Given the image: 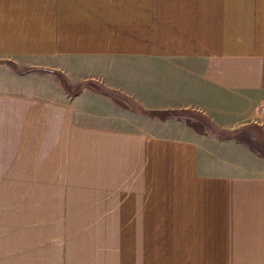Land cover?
Instances as JSON below:
<instances>
[{"label": "crops", "instance_id": "crops-1", "mask_svg": "<svg viewBox=\"0 0 264 264\" xmlns=\"http://www.w3.org/2000/svg\"><path fill=\"white\" fill-rule=\"evenodd\" d=\"M1 60L157 114L140 113L148 132L75 122L73 101L18 109L1 138L19 215L2 219L0 264L264 258V0H0ZM27 86L0 97L30 100Z\"/></svg>", "mask_w": 264, "mask_h": 264}, {"label": "rangeland", "instance_id": "rangeland-1", "mask_svg": "<svg viewBox=\"0 0 264 264\" xmlns=\"http://www.w3.org/2000/svg\"><path fill=\"white\" fill-rule=\"evenodd\" d=\"M0 62H4L1 60ZM6 66H1L0 68V93L7 92L9 95L13 93H21L23 90L18 89L17 87L22 83H26L28 86L26 88V95L29 96L30 100H20L14 99L12 97L1 98L0 97V128L4 127V131H0V230L2 229V219L4 218H18V196L4 195L5 180L13 170V162H11L12 157L9 153V149L4 147L5 141L3 139L13 140V133L9 129L12 128L10 124H17L24 121V116L19 113V110L22 106H43L44 103L48 104L49 102H54L58 104H64L69 101H73L72 106L76 107V110L79 111V114L75 115V122L80 123H95L103 126H116L124 129L130 130H140L148 131L156 130L155 123L153 119L141 115L138 113L136 104L125 95L119 94L120 92L106 87L103 83L94 79H87L84 81L83 78H80L78 83L75 81V84L70 81L69 76L65 72H56L48 66L35 69L37 77L32 75H24L28 73L27 68L21 69L20 72H17L18 76H11L10 69L6 63ZM34 72V71H33ZM80 75H83V72H79ZM78 75V74H77ZM32 76V77H30ZM38 76H42L39 80ZM81 82V83H79ZM93 88L98 91H92ZM85 86L91 88L86 90L85 94L81 99L74 101L72 98H68L66 94H73L70 90L82 89ZM65 87H67L68 92H65ZM64 89V90H63ZM1 95V94H0ZM119 101L120 103H129L130 106L127 109L117 106L115 103ZM34 101L37 103H29ZM116 107V109L114 108ZM257 107V113H258ZM144 109V108H143ZM146 109V108H145ZM137 110V111H136ZM81 111H84V113ZM161 114H159L160 116ZM186 115V114H184ZM259 115V114H258ZM187 116V115H186ZM182 121L183 118H178ZM178 124V122H175ZM3 138V139H1ZM255 144L252 148L255 152H258L261 156H264V144H261L257 141H252ZM6 150V152H5ZM9 182V180H7ZM10 191V188L7 189ZM212 246V244H210ZM212 249V248H211ZM204 264H216L217 260L203 259ZM210 262L207 263L206 261ZM231 264H264V258H255L248 257V255L240 258L230 259Z\"/></svg>", "mask_w": 264, "mask_h": 264}, {"label": "trees", "instance_id": "trees-1", "mask_svg": "<svg viewBox=\"0 0 264 264\" xmlns=\"http://www.w3.org/2000/svg\"><path fill=\"white\" fill-rule=\"evenodd\" d=\"M65 89L67 90V87H65ZM73 94H75V92L73 93ZM140 113H142V114H144V115H149L150 117H153V116H156L155 114H157L156 112H152V111H150V110H147V109H140V111H139ZM166 116V115H165ZM165 116H163V117H165ZM166 118V117H165ZM165 118H163V119H165Z\"/></svg>", "mask_w": 264, "mask_h": 264}, {"label": "built area", "instance_id": "built-area-1", "mask_svg": "<svg viewBox=\"0 0 264 264\" xmlns=\"http://www.w3.org/2000/svg\"><path fill=\"white\" fill-rule=\"evenodd\" d=\"M258 114L260 116H264V103L259 106V108H258Z\"/></svg>", "mask_w": 264, "mask_h": 264}]
</instances>
